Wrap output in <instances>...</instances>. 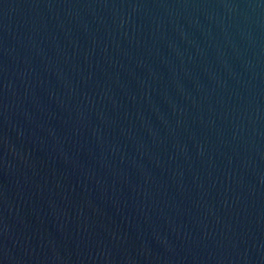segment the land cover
Instances as JSON below:
<instances>
[{
  "label": "water",
  "instance_id": "1",
  "mask_svg": "<svg viewBox=\"0 0 264 264\" xmlns=\"http://www.w3.org/2000/svg\"><path fill=\"white\" fill-rule=\"evenodd\" d=\"M0 264H264V0H0Z\"/></svg>",
  "mask_w": 264,
  "mask_h": 264
}]
</instances>
